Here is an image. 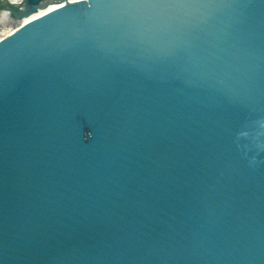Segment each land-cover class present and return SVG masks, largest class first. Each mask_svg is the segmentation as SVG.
<instances>
[{
	"label": "water",
	"instance_id": "obj_1",
	"mask_svg": "<svg viewBox=\"0 0 264 264\" xmlns=\"http://www.w3.org/2000/svg\"><path fill=\"white\" fill-rule=\"evenodd\" d=\"M4 10L0 264H264V0Z\"/></svg>",
	"mask_w": 264,
	"mask_h": 264
},
{
	"label": "bare ground",
	"instance_id": "obj_2",
	"mask_svg": "<svg viewBox=\"0 0 264 264\" xmlns=\"http://www.w3.org/2000/svg\"><path fill=\"white\" fill-rule=\"evenodd\" d=\"M10 3H19L21 0H9ZM7 14L0 15V37L10 33L13 30L12 24H6Z\"/></svg>",
	"mask_w": 264,
	"mask_h": 264
},
{
	"label": "rangeland",
	"instance_id": "obj_3",
	"mask_svg": "<svg viewBox=\"0 0 264 264\" xmlns=\"http://www.w3.org/2000/svg\"><path fill=\"white\" fill-rule=\"evenodd\" d=\"M5 11H3V12H1V13H4ZM1 13H0V15H1Z\"/></svg>",
	"mask_w": 264,
	"mask_h": 264
}]
</instances>
